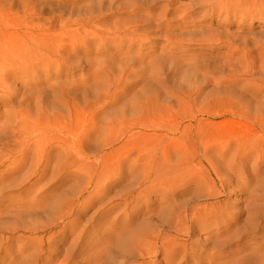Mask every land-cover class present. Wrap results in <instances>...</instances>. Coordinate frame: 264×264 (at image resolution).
<instances>
[{
  "label": "bare ground",
  "instance_id": "1",
  "mask_svg": "<svg viewBox=\"0 0 264 264\" xmlns=\"http://www.w3.org/2000/svg\"><path fill=\"white\" fill-rule=\"evenodd\" d=\"M4 1L9 0H0V107L8 105L16 107L13 108V115L6 116L4 122L2 121V127H0L1 132L3 129L4 132L7 131L5 141L0 147V194L5 188H14L17 195L10 198L7 204L6 201L3 203L0 198V216H3L10 224L0 230L31 234L44 233L51 228L55 229L65 220L69 221L66 222L68 224H63L62 228L59 226L60 230L55 234L53 232L54 235L48 236L47 241L37 239L33 243L29 242V246L36 245V248L32 246L31 248L34 247L33 251L22 258L24 261L27 259L26 264H38L41 261L40 254L46 246L45 250L49 252L48 257L51 260V254L56 255L57 253L55 249H52L54 238L57 237L62 241L61 237L66 235L69 229L71 231L77 227V223L80 221L78 219L72 221L73 216L75 217V207L78 206L76 215H79L83 209L82 206L90 203L93 198L102 196L101 192L107 193L111 190L110 188L107 190L111 184L103 185L102 183V178L106 174L104 168L95 165V162L86 153L89 148L87 143L95 141L99 135L104 133L107 138L110 134L117 136L115 141L107 139L103 149L122 143L121 149L127 148V150L138 151L141 154L137 159L139 165L134 171L137 172L138 187H130L131 189L118 199L125 203L127 200L131 201L127 202L128 204L123 203L122 209L125 214L134 217L137 205L139 207L144 204L149 206V202L146 200L151 193L154 196H159V203L156 202L159 205L164 201H166L165 204L171 201L173 203L166 209V216L160 214L158 217L156 216V220L150 216L147 218V223H144L145 220H143L144 225L146 224L143 228H135L133 226L135 223L125 220L127 217L125 216V219L122 218L125 220L122 223V228L117 229L119 232L107 233L108 236L99 238L100 234H97V231L93 233L90 230L88 233L92 234H90L89 242L82 239L85 231L80 230L79 227L78 237L72 243L74 251L67 252L65 262L62 264H229L226 259H223V251L218 249L228 244L229 238H233L227 236L228 231L222 232L217 240L211 243V240L207 239L209 243L203 240L204 246L207 244L208 248L210 247V249L207 248V251L196 252L194 250L196 238L189 242L185 240V243L188 242L187 245L182 244L179 240V237L181 239L190 238L192 230L200 228L203 223L213 222L215 228L209 230L211 237L216 233V231L214 232L216 227L223 229L230 227L225 219L233 214L225 212L226 210L221 208L222 204L217 203L218 200L215 202L216 204L212 205V208L202 206V204L196 207L189 205V202L218 199L219 195L212 190L203 193V190L199 189L203 183L197 177L193 180L185 177L188 171L185 167L186 160L189 159L187 156L182 157V152L178 153L179 144L175 145L170 142L177 148L175 157L172 156L173 152L171 151L172 153L169 154L170 150L166 148V150H161L162 153L154 154L153 146H151L154 138L168 139L179 130L178 125L171 124V120L164 122L168 117L166 114L170 116L171 114L168 112V107L167 111L161 109L157 94H153L154 91L151 93V90L142 89L139 95H133L131 100L122 103L119 110L105 115L99 125L96 126L94 123L97 112L99 114L96 117H100L104 110L115 102L123 101L122 90L125 89V85L122 82H126L132 76L130 72L133 71L135 63L139 64H136L138 66L135 68L138 69L140 66L141 75L150 74L146 79L150 80L151 77L152 80H155L158 67H153V70L150 68L156 64L155 60H157V58H153L152 53L159 49H157L158 32L162 33L161 30H163V38H165H162L164 46L162 45L163 47L158 53L162 57H166L165 50L176 43L171 40L180 38L177 45L184 40L183 34H188L186 26L192 23V21L189 22L191 17L180 18L178 28L181 33L180 37H177L171 35L169 26L164 27L158 23L159 18H156V13L153 14L151 9L157 0H149L148 2L151 3L149 5L152 7L148 5L150 8L146 7V10L143 9V4H147L144 0H122L117 6L122 12L118 16L121 19V21L119 20L120 24L109 28L94 25L98 16L105 17L102 4H100L102 0H87L89 4L78 14L71 7L55 4L53 0H19L15 3L5 4ZM119 9H117L118 12H120ZM208 10L214 13L215 7H210ZM64 14L68 15V19H63ZM42 17L44 19H41ZM107 17L108 15L105 19ZM149 39L151 41L148 42ZM108 40H112L113 43L105 45ZM185 41L192 43L191 40ZM125 42L127 43L125 51L135 55L133 64L117 55L116 49H121ZM136 43H140L141 51L132 52V47ZM177 47L179 48L178 45ZM144 49L148 51L146 52ZM175 49L177 48L173 47L172 50ZM92 51L101 55L110 53L112 61L118 62L119 67L115 68V71H112L110 67L107 71L96 69L93 84L86 87L93 90V96L88 98L81 95L80 89L85 87L83 82L76 80V73L88 63L86 58ZM144 52L149 54L150 63L143 56ZM152 60L155 63H152ZM228 65L229 63L226 62L221 67ZM78 92H80L79 96ZM262 106L264 107L263 104ZM256 114L254 117L247 114L238 115L250 121L255 130L260 129L264 133V123ZM82 127L85 131L80 133ZM96 132L99 135H96ZM258 137L262 141L264 140V135ZM238 139L241 140L240 144L243 147L250 149V153L255 155L259 162L264 160L263 143L255 142L249 137ZM241 152L240 154H242ZM209 161L210 172L216 175L215 178L221 182V187L224 189L219 165ZM230 169L232 168L226 171H230ZM9 177L14 178L8 180ZM193 181L195 189H198L193 192L196 194L187 197L186 203L185 201L183 204H178L179 201L175 203L177 199L174 197L175 190L183 183L188 184ZM179 188L182 189V187ZM245 190L247 192V189ZM261 191L263 196L258 199L259 204L253 203L254 208H247L252 211L247 215L249 222H247L245 231L248 234L254 235L257 231L264 233L259 223H256L254 219L258 215H264V189ZM109 201H111L110 198ZM120 206V203L116 205V207ZM207 208H211V212L207 210L206 213ZM152 211L154 210H150V212ZM137 220L139 221L140 218ZM81 223L82 221L79 225ZM112 226L115 225L112 224ZM106 230L109 229L106 228ZM104 232L102 231V233ZM79 240V246L75 247ZM29 246L28 249H30ZM4 248L6 252V246ZM258 248V252H255L258 259H252V262L264 264V250H262V248L264 249V240ZM19 251L22 250L19 249ZM158 253L162 256L160 260L155 258ZM62 254L64 256V251ZM48 259L46 258L44 262L42 261L43 263H40L50 264Z\"/></svg>",
  "mask_w": 264,
  "mask_h": 264
},
{
  "label": "rangeland",
  "instance_id": "2",
  "mask_svg": "<svg viewBox=\"0 0 264 264\" xmlns=\"http://www.w3.org/2000/svg\"><path fill=\"white\" fill-rule=\"evenodd\" d=\"M16 1L19 0H9L4 1L3 3H15ZM121 1L122 0H102L100 4H102L105 17L107 15L108 17L105 19V17L98 16L94 21V25L108 28L113 27L114 25H119V20L121 21V19L118 18V16L121 15L122 12L117 6H119L118 3ZM148 1L149 0H144V2L147 3L143 4V9L145 8L144 10H146V7L151 4ZM53 3L65 7H71V9H74L77 14L89 4L87 0H53ZM95 5H97V2H95ZM149 6L152 7V5ZM210 7H215L214 13L208 10ZM116 8L119 9L120 12H118ZM151 10L153 11V14L156 13V18H159L158 23L164 27L169 26L171 29V35L177 37H180L179 34L181 33V30L178 28L180 25L178 23L180 18L190 16L191 19L189 22L192 21V23L186 26L188 34H183V42L181 41L182 43L180 42L177 44L179 48L176 43L177 41H180V38L171 40V42L176 43H173V45L167 48L164 52L167 56L165 55L166 57H162L158 52H160V48L164 46V31L161 30L162 33L158 32L157 43L159 44H157V49H159L155 50L153 53L150 52L152 53L153 58H157V60H155L157 65L153 64L150 68L153 70V67H158L155 80H152L151 77L150 80L146 79L150 74L147 75L145 73L146 75H141L139 69L140 66L138 69L135 68L139 65L138 62L135 63L133 71L131 70L130 72L132 76L130 75L131 77L126 82L124 81L126 78L123 79L126 84L122 82L125 85H123L125 89L122 90L123 101L115 102V104L104 110L103 115L100 117H96L99 114V112H97L94 123L96 126L99 125L105 115L119 110L122 107V103L131 100L133 95H139L142 89L151 90V93L154 91L153 94H157L156 96L159 98L161 109L167 111L168 107V112L171 114V116L166 114L168 117L164 122L171 120V124L178 125L179 127L178 133L169 136L168 139H162L160 137L158 138L160 140H158L157 138H154V141L151 143V146H153L154 149V154H158L159 152L162 153L161 150L169 149V154L173 152L174 155L172 156L175 157V154H177V148L175 145L179 144L181 150L179 149L178 153L182 152L181 156H187L189 159L186 160L185 167L188 171L185 174V177L190 178V180L197 177V179L203 183V186L199 187V189L203 190V193L212 190L219 195L218 199L206 200L205 202L195 201L190 203L188 201L189 205L191 207H196L202 204V206L212 208V205L216 204L215 202L218 200L217 203L220 202V204H222L221 208L223 207V210H226L225 212L233 214L225 219L226 223L230 224V227L224 229L216 227L214 230L216 233L212 234V238L209 236L211 235L209 234V230L214 229L215 226L213 222H209L203 223L198 229H193L190 238L181 239L179 237L180 242L186 244L189 240L196 238L197 241L194 250L196 252L203 250L207 251L210 247L208 248L207 244L204 246L203 240H206V243H209L208 241L211 240V243L217 240L222 232L228 231L227 236H232L233 238H229L228 244L218 248L224 253L223 259H226V262L229 264H255L252 262V259H258L255 252H258V247L264 240V233L257 231L254 235L248 234V232L245 231V227H247V222H249L247 215L249 212H252L248 209L255 207L253 203L259 204L258 199H261L263 196L261 189H264V160L262 159L259 162L255 155L250 153L249 148L247 149L240 144L241 140L238 138L249 137L255 142H261L263 143L264 150V140L262 141L261 138L258 137L259 135H264V133H262L260 129L255 130L250 121L243 119L238 114H247L254 117L257 113L264 123V107L262 106V104L264 105V0H157L153 4ZM64 15L63 19L66 20L68 15ZM44 16L46 17V15ZM43 17L41 19L45 18ZM167 39L169 38L167 37ZM185 40H191L192 43ZM149 41L151 40L149 39L148 42ZM196 42L197 44H195ZM111 43H113V41L108 40L105 45H110ZM198 43L202 44L199 45ZM220 44L223 46L221 47ZM180 45H182V47H180ZM173 47L177 49L172 50ZM126 48L127 43L125 42L121 49H116L117 55L119 57L121 56V59H124L125 61L132 62L135 55L126 52ZM139 50L140 43H136L131 51L135 52ZM144 50L146 52L148 51L146 49ZM148 55L149 54H145V52L143 53V56L147 58L148 63H150L151 58H148ZM86 60L88 63L85 64L81 71L76 73L78 77H76V80L78 79L84 84L85 88L80 89L81 95L90 98L93 96V90L87 89L86 87L93 84L95 70L99 69L107 71L110 67L112 71H115V68L119 67V63L112 61L110 53L101 55L96 54L93 51L87 56ZM155 61L152 60L151 62L155 63ZM226 62L229 63L228 66H230V68H227L228 66L221 67V65ZM136 64L138 65L136 66ZM79 93L80 92L77 93L78 96ZM15 107V105L0 107V127H2L1 124L4 122L3 120L6 116L13 115V108L15 109ZM257 108H260V111ZM262 111L263 113L260 114ZM161 116L164 118L163 115ZM83 130L85 131L84 127L80 130V133ZM1 131L2 129L0 128V147L7 136V131L4 132V129L3 132ZM96 135H99V133L96 132ZM116 136L117 135L113 136V134H110L107 138V135L104 133L99 135L95 141L87 143V146L91 148L87 149L88 151L86 153L88 156L95 162V165L103 167L104 171H106V174L102 178L103 185L111 184V187L113 186L112 188L108 187L107 189L109 190L110 188L112 191H106L109 197L108 195H105L107 193L101 192L103 197H95L90 203L81 207L83 208L82 211H80L81 215H76L78 214V206H76L74 213L75 217L73 216L72 221L77 219L80 220L77 223V227L71 231L69 229L68 233L63 236L64 238L61 237L62 241L57 237V239L54 238L52 249L57 251L56 255L51 254L52 258L50 260L48 257L49 252L45 250L47 248L46 246L40 254L41 261H39L38 264H42L46 258H49L47 261H50V264L64 263L67 252L72 253L74 251L72 243L78 237L77 234H79L80 230L85 231L83 232L84 238L82 237V239L89 242L90 234H92L88 233L90 230V232L93 233L97 231V234H100L99 238H104L108 236L107 233L119 232L118 230L122 228V223L125 220L134 222L135 225L133 226L139 229L146 225H144V223H147L146 221H148V217L151 216L153 220H156V216L158 217L160 214H163V216L167 215L166 209L169 205H172L173 201L170 202L171 204H165L166 201H164L163 204L159 205L157 204L159 203V196H154L152 193L146 200L149 202V206L144 204L141 205V207L137 205L135 208L134 217L136 218L129 217L123 211V203L125 202L118 199L126 194L132 187H138V184L136 183L137 172L134 171H136V166L138 167L139 165L137 159L141 154H139L138 151L127 150V148L121 149L120 146L122 143L115 144L108 149H103L104 142L107 139L108 141H115ZM170 142L175 145H172ZM240 152L242 154H240ZM208 161L217 166L219 165L223 180L222 184L225 186L224 189L221 187V182L215 178L216 175L210 172ZM229 168L232 169L226 171ZM9 178L10 179L8 180L12 179L11 177ZM179 187H182V189ZM179 187L177 188L178 190H175L174 196L177 198H175L176 202H174L178 203L177 201H179L178 204H183L184 201L186 203L189 197L196 194L193 192L198 190L195 189L194 181L188 182V184L183 183ZM245 189H247L248 193ZM0 195V198L2 199L1 201H3V203L6 201L7 204L10 198L15 197L17 193L14 192V188H5ZM109 198L111 201H109ZM127 202L129 203L131 201L127 200L126 203ZM118 203L121 204L120 207H116ZM211 208H207L206 213L207 210H209L208 212H211ZM150 210L154 211L150 212ZM156 210L157 212H155ZM150 213L152 215L154 213V215H149ZM147 214L149 216H146ZM125 216H127L126 219ZM142 216L143 218L145 216V218L143 219ZM138 218H140V223L137 220ZM118 219L121 220L119 221ZM254 219L256 223H259L261 230L264 231V215H258ZM143 220H145L144 223ZM81 221L82 223L79 225ZM66 222L69 221L65 220V222L60 223L55 229L51 228L44 233L31 234L9 231L8 233L0 230V264H26L27 259L24 261L22 258L30 254L34 247L36 248V245H32L34 247L31 248L32 246H29V244L31 242L33 243V241H37V239L47 241L46 239H48L50 235H54L58 232L61 226L63 227L68 224ZM112 224L115 226L117 225V227L115 228ZM8 226H10L9 222H7L3 216H0V228H6ZM109 226L113 231L110 230ZM79 227L80 230L78 229ZM106 228L109 230H106ZM74 230L77 233H75ZM102 231H107L106 235L105 232L102 233ZM71 237L74 239H70ZM185 240H188V242L185 243ZM237 242L239 243L237 244ZM79 243L80 240L79 242H76L75 247L79 246ZM5 246L7 249L6 252L4 251ZM28 246L30 249H28ZM9 247L10 249H8ZM19 249L22 251H19ZM262 250L264 249L262 248ZM63 251L64 256L62 254ZM155 258L160 260L162 259V256L158 253Z\"/></svg>",
  "mask_w": 264,
  "mask_h": 264
}]
</instances>
